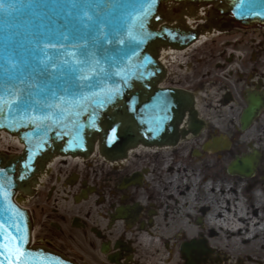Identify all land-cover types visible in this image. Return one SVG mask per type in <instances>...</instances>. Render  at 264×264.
Wrapping results in <instances>:
<instances>
[{
  "label": "water",
  "instance_id": "obj_1",
  "mask_svg": "<svg viewBox=\"0 0 264 264\" xmlns=\"http://www.w3.org/2000/svg\"><path fill=\"white\" fill-rule=\"evenodd\" d=\"M0 3V64L11 58L18 65L17 69L9 67L8 75L14 74L11 80L0 73V132L18 136L24 145L20 155L0 152V167L6 170L4 183L12 185L5 188L0 200V220L8 217L19 224V217L23 218L28 227L26 247L44 254L33 258L36 264H41L44 257L56 264H75L48 247L32 245L30 212L19 205L34 194L46 164L54 156L88 159L97 145L101 155L110 161L128 157L127 152L138 145L176 146L187 134L179 129L186 112H190V130L196 135L203 123L192 111V95L158 88L165 77L157 60L158 50L171 47L182 51L201 33L212 29L223 32L236 24L263 26L264 0H245L239 9L235 6L237 0ZM73 3L78 6L72 7ZM171 4L177 7L168 11ZM201 6H210L207 24L191 30L183 17L194 16ZM41 32L52 36L51 42L45 41L51 53L47 70L39 64L42 54L32 51V41ZM62 34H67L69 40H58ZM84 43L90 54L89 62L82 65L73 54L76 45ZM53 44L60 51H53ZM61 61L68 63L63 72L55 70ZM72 65L77 71L69 72ZM88 77L92 78V88L87 87ZM76 82L82 87L71 86ZM177 100L182 103L177 105ZM247 101L241 118L243 131L250 128L264 107V96L249 94ZM113 126L116 132L110 131ZM259 161L256 151L237 158L228 167V174L252 178ZM130 183L140 185L139 177L134 176ZM206 250L205 245L195 242L182 248L188 264H197L198 255H207Z\"/></svg>",
  "mask_w": 264,
  "mask_h": 264
},
{
  "label": "bare ground",
  "instance_id": "obj_2",
  "mask_svg": "<svg viewBox=\"0 0 264 264\" xmlns=\"http://www.w3.org/2000/svg\"><path fill=\"white\" fill-rule=\"evenodd\" d=\"M202 40L204 41V39ZM178 61V54L172 52L169 54L167 65L174 68L178 66ZM203 122L205 123V121ZM212 122L215 123V121ZM14 146H19L20 148L23 144L16 136L6 131H1L0 148L6 149ZM178 147L138 145L127 152L128 159L124 164L125 169L130 168L133 170L132 159L146 158L147 154L149 156L153 155L152 157L155 156V158L160 155L163 159L161 168H156L155 166L150 170L146 165L140 164L141 172H137L144 176L141 189H147L143 192L137 189L139 190L136 196L138 205L144 211L152 210L155 216L150 219L149 225H144V228L132 229L130 227L127 231H124V221L119 216L116 218L118 221L115 223L114 237L118 235L119 231L123 230V238L125 237V240L133 245H131V249L141 258L143 257L141 261L140 258H137L136 264H144V262H146L145 264H188V261L180 254V249H177V245L178 242L196 237L194 236L195 234L202 235V232L198 233V228L193 222L194 215L201 213V216L205 217V220L201 219V229H203V233L209 232L207 240L209 247L218 253L219 260L222 259L221 254L225 255L229 264V260L233 259L227 256L229 252L223 248L221 244L223 240L236 242L239 239L253 243L254 239H260V236H264L263 194H257L255 204H251L252 206L248 207V202L242 198V195H238L234 188L229 189L227 192V187L224 188L223 186L221 195H218L211 186L207 188L203 183H200L199 188L196 187V182L201 176L200 173L192 174L187 166L175 167L178 164L189 165L188 161L181 160L177 162L173 159L171 152ZM11 151L15 152L16 149ZM191 152L199 153L198 148L195 147L191 148ZM142 153H144L143 156ZM209 155L211 156L212 154ZM93 157H97V151L93 154ZM78 160L82 161L80 158ZM102 162L108 163L103 157ZM122 163L123 159L119 164L121 165ZM198 166L201 167V172H209L207 174L209 176L212 175L210 159L199 163ZM149 171L151 174L148 177ZM145 176L148 177L146 181ZM209 176L206 181L210 180ZM214 177L217 178L219 176ZM139 179L141 181V175ZM39 181L38 186H41V183H45L46 177L39 178ZM57 187L59 189L60 185L57 184ZM63 195L65 203L68 202L66 194Z\"/></svg>",
  "mask_w": 264,
  "mask_h": 264
},
{
  "label": "flooded vegetation",
  "instance_id": "obj_3",
  "mask_svg": "<svg viewBox=\"0 0 264 264\" xmlns=\"http://www.w3.org/2000/svg\"><path fill=\"white\" fill-rule=\"evenodd\" d=\"M259 59L256 53H253L250 57L251 65L247 69V74H238V79L239 82L244 80L254 90L264 93L263 77L255 81L258 68H256V65ZM226 62L228 63L229 61L226 59ZM197 64L202 63L199 60ZM258 66L261 68L263 66L262 62ZM217 68L223 69L224 73L226 65L219 63ZM204 74H207V72ZM230 76H233V74L231 73ZM199 80H203V78H199ZM224 80L228 79L224 78ZM212 82L215 85L217 84L216 81ZM222 82L218 81L223 87H227ZM230 99L232 98L227 96L222 97L220 104H225ZM199 109L201 112L205 110L202 107H199ZM263 115L264 110L257 119H264ZM202 117L208 119L205 114H202ZM215 137V133L209 130L205 137L191 138V141H196L195 146L198 148L200 156H203L205 153H213V151H204V147L207 143L211 144ZM221 153L224 152H217L215 154ZM104 166L93 169L86 168L85 172L84 170L81 172L77 168L65 169V165L60 164L55 178L54 172L47 173L45 176L46 181L44 184L41 183L34 200L36 206L42 205L39 215L43 214L45 217L44 222H51L49 224L51 227L50 230L43 229L37 243L51 247L69 256V258L78 264H136L137 257L139 256L131 249L132 243L126 241L125 237L123 238V230L119 231L118 235L114 237L116 230L115 223L118 221L116 218L122 217L124 231H127L130 227L132 229L144 228V225L150 224V219L155 215L152 210L148 209L144 211L138 205L136 198L137 189L141 187L133 185L126 187L124 185V182L136 173L135 170L132 171L130 168L125 169L123 164H118L115 167ZM64 173L67 178L62 183L58 176L64 175ZM57 184L60 185L58 191H56ZM63 194H66L68 201L66 203L61 199ZM49 203H53L50 212L47 209L49 208ZM60 205L64 209L56 208ZM76 234H78L77 237H74L73 235ZM83 234H85V237ZM60 240L63 243L58 244ZM190 240L178 242L180 254H182V245ZM196 240H204L206 246L209 247L204 235L199 234ZM219 258L213 250L210 260L204 257L202 258V264H227L225 259L219 260Z\"/></svg>",
  "mask_w": 264,
  "mask_h": 264
},
{
  "label": "rangeland",
  "instance_id": "obj_4",
  "mask_svg": "<svg viewBox=\"0 0 264 264\" xmlns=\"http://www.w3.org/2000/svg\"><path fill=\"white\" fill-rule=\"evenodd\" d=\"M238 41L235 43V41ZM224 41H232L229 47L223 46L221 42ZM225 44V42H224ZM236 44V46H234ZM235 47V48H233ZM232 50V52H237L238 57H237V62L238 66L235 68L232 67L231 69L233 70V73L242 72L247 74V69L250 68V57L252 52L257 53V57L260 58L258 61V64L256 65L257 68V74L264 76V28H242V27H237L234 29L229 35H222V36H217L213 39L212 43H208L204 46H202L200 49H198L197 55H193V64H195V68L191 69L194 70V76L193 80L196 81L199 78H203V81L201 82V85L204 84L205 82L211 83L212 81H216L217 84L218 81H223L224 79L222 76L226 77L225 75H220L221 69H218L217 66L219 63H222L225 61V58L228 57V53ZM194 53V52H193ZM192 55V53L190 54ZM201 61L202 64H196L198 61ZM261 62L263 66L260 68ZM176 70V68H175ZM260 70V71H259ZM207 74H204L206 73ZM241 73V74H242ZM255 76H258V75ZM208 78V80H206ZM191 79V80H192ZM228 80L225 82L223 81L222 84H225L226 86H229L235 93L237 94L236 97V102H235V107H234V112L232 116L228 117L226 119H221L220 113L217 111L215 112L216 109H219L220 107L218 106V99L220 96H218V88H214L215 84H209L207 85L208 88L206 89L205 95L202 97V102L205 108L206 113L211 111L212 113L211 119H206V121L209 123L207 124L209 126L208 131H212L215 133L216 136H221L224 139H229L232 141V146L233 149L230 152H224L223 154H212L211 156L208 153L203 154V156L196 158L191 156V148L195 147V142L196 141H191L188 143H184L175 150L171 152L173 155V159H175L177 162L181 160L188 161L189 165H175V167H182V166H187L188 170L191 171L192 174H198L200 173V177L198 178L196 182V187L199 188L200 183L204 177H208L209 172L203 173L201 172V167L198 166L199 163L207 161V159H210L211 166H212V172L210 180L208 181V185L212 184V187L216 190V194L221 195V190L226 188L227 192L229 189L234 188L238 195H242L241 197L248 202V207H251V204H255V199L257 197V194H263L264 198V119H259L257 123L254 124V127L250 129L248 132L245 133H239V119L237 117L239 116V113L243 110L245 107V102L243 101V94H245L246 91V83L243 81L239 82L238 76L234 74L231 77L227 78ZM187 80V79H186ZM190 82V81H189ZM216 84V85H217ZM205 86V85H204ZM214 93H212V90ZM250 89V88H249ZM223 108V107H222ZM229 110H227L228 112ZM231 111V110H230ZM215 113H217L215 117ZM264 116V115H263ZM215 118V119H213ZM212 121H215L212 122ZM223 121L221 124L220 122ZM219 125V126H217ZM207 131V132H208ZM206 132V133H207ZM206 135V134H205ZM205 137V136H203ZM202 138V137H201ZM250 145H253L258 151L261 152L262 154V160L260 163V167L258 169V172L256 174V177L254 179H251L250 181L248 179H242L236 176H229L226 173V167L228 168L229 161L231 158H233L236 154L243 152L246 153L248 151H251L249 148ZM144 153H142L143 156ZM146 158H141V159H135L133 158L131 163H132V171L136 172H141V169L139 167L140 164L146 165L149 167L148 169L151 170V168L155 167L156 168H161L163 159L159 155L155 158L152 157L153 155L147 154ZM220 155V156H219ZM228 165V166H227ZM150 171L148 174V177L150 175ZM219 177H217V175ZM216 176L217 178H215ZM145 176V181L148 178ZM203 182V181H202ZM140 191L142 190L145 191L147 189H139ZM139 190L137 192H139ZM258 190L259 192H255ZM217 196V195H216ZM61 202V201H60ZM53 203H49V212L51 211V206ZM28 207L32 209L34 212V225H35V237L36 241H39L38 238L41 237V233L43 232V229L46 228L47 230H50V223H45V217L42 215H39L40 212V206H36L35 202H31L28 204ZM56 207V206H54ZM57 209L63 208V206H57ZM64 209V208H63ZM47 211V210H46ZM199 215V213L197 214ZM264 216V215H263ZM205 220V217H202ZM195 218L193 222L195 223ZM198 233H201L205 235V238H209V232H204L203 229L198 228ZM84 233V231H83ZM82 234V233H81ZM78 234L73 235L74 237H77ZM85 237V234H83ZM199 234H195L194 236H198ZM87 236V235H86ZM223 236V235H222ZM85 239V238H84ZM241 239V238H240ZM264 236H260V239H254L253 243L251 241H241L238 239V241L234 242L232 240L225 241L223 240L221 244L223 245V248L229 252L227 256H230L231 259L229 260L230 263L232 264H238V262H242L244 264H264ZM87 240V239H86ZM63 243L62 240L58 241V244ZM66 245V244H65ZM179 248V243L177 245V249ZM178 251V250H177ZM223 257H226L225 255H222ZM263 256V257H262ZM137 258H140V261L142 258L139 256ZM146 262H144L145 264Z\"/></svg>",
  "mask_w": 264,
  "mask_h": 264
},
{
  "label": "snow or ice",
  "instance_id": "obj_5",
  "mask_svg": "<svg viewBox=\"0 0 264 264\" xmlns=\"http://www.w3.org/2000/svg\"><path fill=\"white\" fill-rule=\"evenodd\" d=\"M245 0H237L236 7L242 8ZM76 3L72 4V7H77ZM0 8H3V4L0 3ZM85 16L87 17V12H85ZM91 19V17H87ZM58 40L68 41L69 36L67 34H62L60 37H57ZM45 41L51 42L52 36L51 34H45L43 32L36 34L35 38L32 41V51L39 52L42 54V58L39 60V64L41 65L43 70H47L49 64V57L51 53L48 51L49 44L45 43ZM53 51H60V49L56 48L55 44L52 45ZM89 50L87 43L77 44L76 52L73 54L79 60L80 63L87 64L89 62ZM26 63V62H25ZM9 67L12 69H17L18 65L11 61V58H5L3 64H0V73H3L7 76V79L11 80L14 77L13 75H8ZM65 67H68V63L65 61H61L57 63V68L55 70L63 72ZM77 71L75 65L69 67V72ZM43 75V71L41 72ZM88 80L87 87L92 88L91 77L86 78ZM69 83H71L69 81ZM74 88H80L82 85L79 82L71 85ZM27 103V101H25ZM177 105L182 103V101L177 100ZM50 107V106H49ZM2 111V110H0ZM157 130H159L157 128ZM110 131L116 132L117 129L113 126ZM151 131V129H149ZM27 167V165H25ZM6 170L0 167V200H2L4 196L5 188H11V183H4V179ZM23 179V177H20ZM20 223L17 224L15 221L11 220L8 217H5L3 220H0V264H36L33 258H39L43 256V253H34L32 250L28 249L26 245L29 243L28 239V227L23 222V218L19 217ZM41 264H56L55 261L49 260L47 257H44V261Z\"/></svg>",
  "mask_w": 264,
  "mask_h": 264
}]
</instances>
